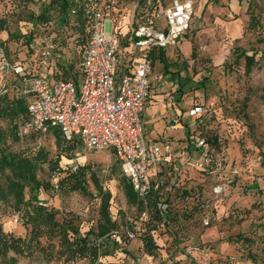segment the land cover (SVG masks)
Returning <instances> with one entry per match:
<instances>
[{
  "label": "rangeland",
  "instance_id": "1",
  "mask_svg": "<svg viewBox=\"0 0 264 264\" xmlns=\"http://www.w3.org/2000/svg\"><path fill=\"white\" fill-rule=\"evenodd\" d=\"M52 1L0 0V19L7 21V30L0 32V47L12 62L34 73L44 71V57L29 51L23 34L30 29L34 34L42 32L38 26L32 28L37 24L31 16L48 7L50 24L43 28L44 33L57 36L59 69L69 63L73 75L69 79L80 81L83 42L76 40L73 26L58 30L59 3ZM194 1L191 29L172 53H166L173 74L162 87L171 91L179 84L186 109L203 105L206 113L186 128L207 141L211 161L202 170L185 166L155 174L156 180L164 182L160 190L169 205L168 222L161 223L155 209L150 217H143L141 209L128 203L120 182L121 166L112 151H88L80 142L63 141L59 146L52 131L24 133L20 121L15 131L9 120L0 119V147L7 153L45 155L38 160V179L49 188L39 192L37 201L47 210L58 211L56 222L29 223L26 210L13 199L0 200V264H264V0ZM99 2L102 6L104 0ZM138 2L107 4L115 25L122 28L127 23L132 30ZM54 27L58 31H52ZM245 52L256 53L257 63L250 72ZM157 61L153 75L161 73ZM124 62L118 75L130 69ZM10 79V74L0 73L1 83ZM142 122L148 128L143 115ZM145 135L149 140L152 133L145 131ZM70 167L85 171L91 195L60 184ZM8 175L9 170L0 172V183L5 184ZM95 179L112 193L110 212L120 232L118 247L111 246L113 253L96 261L75 256L63 239L64 230L72 227L82 235L96 230L101 200ZM26 195L28 199V189ZM150 231L158 245L152 254L144 246ZM8 241H13L11 247L3 244Z\"/></svg>",
  "mask_w": 264,
  "mask_h": 264
},
{
  "label": "built area",
  "instance_id": "2",
  "mask_svg": "<svg viewBox=\"0 0 264 264\" xmlns=\"http://www.w3.org/2000/svg\"><path fill=\"white\" fill-rule=\"evenodd\" d=\"M108 1L115 0H104L103 8L99 1L90 0V36L82 53L78 83L56 76L61 58L57 36L42 29L28 47L30 52L44 57V71L34 73L22 63L12 62L0 47V73L11 75L10 81H2L0 95L13 90L26 101L28 119L22 125L24 133H47L57 127L67 141L77 140L88 151H112L122 175L130 180L145 207L143 217H148L149 196L164 184L156 180V170L175 158L171 141L153 142L145 135L142 115L150 97L153 70L149 55L153 50L178 45L191 29L195 1L149 0L150 5L137 4L132 30L124 42L111 18L110 6L107 9ZM123 43L133 67L118 75ZM63 66L68 68L69 63ZM205 113L202 104L189 111L192 117ZM191 145L202 156L188 159V148L181 149L179 164L187 162L202 170L203 164L211 161L208 143L197 137ZM158 207L161 213L168 212L166 202H160ZM209 223V219L204 220L205 225ZM128 228L126 225L127 231ZM110 239L120 241V232L113 231Z\"/></svg>",
  "mask_w": 264,
  "mask_h": 264
},
{
  "label": "trees",
  "instance_id": "3",
  "mask_svg": "<svg viewBox=\"0 0 264 264\" xmlns=\"http://www.w3.org/2000/svg\"><path fill=\"white\" fill-rule=\"evenodd\" d=\"M148 1L149 0H139V7L145 6ZM114 2L115 1H113L112 3ZM52 3H59V10L61 13L60 17L58 18L56 27L58 28V30L60 26H73L74 28H76L78 33V37L76 38V40H80L81 38V41L83 42V53L90 36V21L92 15V12L90 10L91 2L87 0H53ZM107 3L110 4L111 2ZM48 9L49 8L46 7L41 13L31 16L32 22L37 24L36 26H34L33 24L32 28L39 26L42 30L44 29V26L50 24ZM6 30L7 21L5 19H0V32ZM46 30L47 29H44V32H46ZM58 30H56L55 27L54 29H52V31ZM48 34L51 33L49 32ZM35 35L36 34H34L31 29L30 33L23 34V36L26 38L27 44L31 42ZM149 56L152 59V62H154L155 60L163 61L165 59V52L164 50H153ZM243 57L245 58L246 70L247 72H250L254 65L257 63L256 53L249 55L245 52L243 53ZM60 66L62 68L60 69V71L64 70V72L63 74L56 73V76H62L65 80H70L69 77L72 75L69 71L70 66H68V68H65L62 65ZM72 80H74L76 83L79 82L77 81V78H74ZM0 119L9 120L13 124L12 128H14L15 131L18 130V121H20L23 125L24 122L28 119L26 101L23 98L18 97L13 90H9L5 94L0 95ZM51 131L54 133L57 144L59 146H62L63 141L67 142L62 134V131L59 128L53 127ZM68 142L76 143L78 141L74 140ZM42 158L44 159L45 155L39 154L35 157L21 156L7 153L3 148L0 147V172L5 173V171L7 170L10 171V175H8L6 183H0V200L6 202L10 199H13L16 205L26 210L27 215L29 216L27 219L29 223H33V221L38 220L56 222L55 217L58 214V211L55 209L47 210L43 206L38 205L39 202L37 200L39 198V192L41 190L46 191L49 188L48 184H44L38 179V160ZM85 167L86 166H84V168ZM78 169L79 168L72 170L70 167V171H67V176L60 181V184L62 186L68 187V189L71 191L82 192L84 194L91 195L86 183V173L85 171H78ZM120 182L124 189L128 203L137 206L138 209L144 211L145 207L143 203L139 201L130 180L122 176ZM95 188L97 189L96 196L101 200L99 212L100 217L96 230L92 231L91 229L85 235H82L78 228L72 227L71 230H64L63 232V239L66 241L67 245L70 246V250L75 256H90L94 261H96L100 255H111L113 251L112 249H110V247L114 246L116 249L120 242L110 239V234L113 231H119V225L116 220H113L110 212V201L112 198V193L109 189L104 191V187L98 183L97 179H95ZM27 189L30 192V197L28 199L26 195ZM162 196L163 195L161 193V190L153 191L149 196V217L151 216V211L155 209L154 213H156L155 215L158 220H160L161 223L166 224L169 220V209L167 213L163 214V212L161 213L158 207V204L160 202H164ZM165 202L168 203L167 201ZM126 225L130 227L128 221L126 222ZM151 232L152 231L148 232L144 240L145 250L149 254H152L158 249L156 239H154V234ZM70 234H72V236H70ZM3 244H6L5 246L10 245L11 247L13 241L4 242Z\"/></svg>",
  "mask_w": 264,
  "mask_h": 264
},
{
  "label": "crops",
  "instance_id": "4",
  "mask_svg": "<svg viewBox=\"0 0 264 264\" xmlns=\"http://www.w3.org/2000/svg\"><path fill=\"white\" fill-rule=\"evenodd\" d=\"M117 29L122 37V41L123 38H128L127 34L130 33L131 30L127 23L124 24L122 28L118 27ZM176 47H170L169 49L164 50L165 61H157V63L160 65L161 73L160 75H153L154 72H152L150 75V97L143 112V117L145 116L149 122L148 126L146 125L148 128L144 127L145 131H151L152 133L149 141L163 142L169 140L172 143L173 153L175 154V158L173 160L170 159L165 161L156 171H176L180 168L184 170L187 167H192L191 164H188L187 162H184L182 165L179 164L178 152L184 148H188V159L202 156V153L197 149L192 150L194 148L191 144L194 142L195 137L187 133L186 128L187 124L191 122V120H193L194 123L202 116L192 117L189 115V111L192 109V107L186 109L187 107L182 104L181 100L183 88L179 84H176L178 87L175 86L171 91L165 89V87H162V85L169 83L166 80H169L171 78L170 74H173L168 71L170 66L166 60V53H172ZM119 56L120 64L121 62L125 61L124 63H126V68L129 69L133 67V63L127 56L125 43H123L122 51ZM162 70H164L167 75H165ZM152 78H154L153 83L151 81ZM184 123H186V125H183ZM184 139L185 141H183Z\"/></svg>",
  "mask_w": 264,
  "mask_h": 264
}]
</instances>
